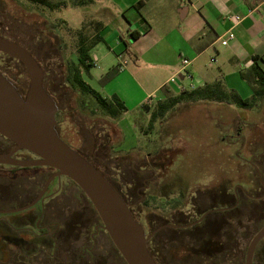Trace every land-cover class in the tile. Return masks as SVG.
<instances>
[{"label": "rangeland", "instance_id": "obj_1", "mask_svg": "<svg viewBox=\"0 0 264 264\" xmlns=\"http://www.w3.org/2000/svg\"><path fill=\"white\" fill-rule=\"evenodd\" d=\"M151 1L153 9L148 15V20H154L160 11L165 19L169 11L168 4ZM47 2L50 7L27 0H0V22L28 25L3 27L25 38L34 55L42 58V65H48V69L56 72L55 85L50 88V92L54 96L56 107L66 108L61 116L56 115V120L62 129L61 136L68 145L76 151L85 152L87 145L84 144L86 137L82 134V124L88 132L101 129L109 137L110 151L102 161L103 169L109 172L118 191L134 205L135 216L131 213L141 224L146 235L164 223H177V219H180L175 217L177 211L186 212L191 209L193 198L198 191L211 193L222 187L232 191L234 187L239 189L237 185L247 186L252 183L260 188L257 170L264 179V98L255 107L248 109L215 102L178 105L163 119L157 120L152 129L148 128L149 117L157 103L146 105L138 112L123 114L119 118L125 119L123 125H127L125 143L123 149H119L117 147L120 145L121 134L113 124L115 120L103 116L94 100L89 95L79 93L71 81L72 68L78 63L77 31L83 29L87 35L92 34L93 26L89 27V22L109 21L118 8L112 0ZM105 65H108V62L103 60L101 64L90 69L89 74L95 81L85 74L83 79L102 96L109 97L111 80L103 82L102 78L116 65L112 64L102 75L101 67ZM0 70L6 71L14 84L19 85V82L27 81L28 86L25 70L2 55ZM227 82L234 88L229 89L235 90L242 99L250 98L252 91L244 80L228 79ZM175 92L171 94L179 93ZM133 146H136L135 149H129ZM145 160L148 163L156 161L160 164L156 167L148 166ZM139 163L155 169V173L139 174V167L134 166ZM145 178L151 179L142 183ZM68 185L66 202L70 205L71 215L85 216L102 224L96 210L81 190L72 181ZM140 187L142 189L138 192ZM77 197L82 200L80 207L76 201ZM55 199L56 206L62 203L58 197ZM199 216L200 213H197L191 220ZM11 217L8 216L9 219ZM212 217L207 216L205 221ZM258 219L249 215L242 218L245 225L250 221V233L242 229L231 233L227 228L224 229L220 237L223 249L217 254L212 251L213 244L207 243L210 235L194 238L193 231L202 227L204 222L194 230H160L149 248L160 264H240V252L245 257L251 239L264 224V221ZM86 231L88 233L81 235L85 243L86 237L94 230L89 227ZM0 232L3 233L0 236V264H29L20 253L23 247L17 238L20 236L31 239V235L13 229ZM3 235H8L9 238L6 239ZM71 235L75 237L77 232L73 231ZM83 242L74 244L72 240V253L57 255L59 260H49L43 254H36L32 264H50L53 261L55 264H127L105 231L96 234L95 247L87 245L89 250L92 248V258L74 252L82 250L85 246L82 247ZM227 244L231 247L230 251L227 250ZM262 246L264 239L259 244L254 263L260 261L259 257L263 259L262 255L258 254ZM78 253L82 260L76 256Z\"/></svg>", "mask_w": 264, "mask_h": 264}, {"label": "crops", "instance_id": "obj_2", "mask_svg": "<svg viewBox=\"0 0 264 264\" xmlns=\"http://www.w3.org/2000/svg\"><path fill=\"white\" fill-rule=\"evenodd\" d=\"M112 1L118 8L116 14L101 21L102 42L89 54L94 66L108 62L101 67L102 75L112 64L118 68L108 94L123 101L127 108L124 114L140 111L148 105L149 97L151 104L160 102L166 95L163 89L179 91L169 81L181 75L182 59L189 60L186 71L192 75L191 81L178 78L183 88L216 79L233 88L228 79L240 80V72L253 64L254 57L264 70V0H156L157 4L166 2L169 11L165 19L160 11L152 21L148 20L151 0ZM232 14L245 19L233 26L226 18ZM229 29L234 39L222 46L219 38ZM125 121L118 118L113 123L121 134L119 149L125 143Z\"/></svg>", "mask_w": 264, "mask_h": 264}, {"label": "flooded vegetation", "instance_id": "obj_3", "mask_svg": "<svg viewBox=\"0 0 264 264\" xmlns=\"http://www.w3.org/2000/svg\"><path fill=\"white\" fill-rule=\"evenodd\" d=\"M3 26L28 25L25 23L15 24L0 22V38L18 43L33 56L43 71V86L55 102L54 96L52 92H50V88H54L56 72L52 71V69H48V65H42V58L40 56L34 55V53L28 47L29 43L25 42V38L10 32L7 27ZM28 41L32 40L28 39ZM0 55L15 65H19L23 71L25 70L24 66L16 59L1 52ZM24 74L27 77L26 70ZM0 75L5 77L7 81L16 87L21 95L25 94L27 90H25L27 87V81L19 82V85H16L10 81L6 71L0 70ZM65 109L66 108H64V106H57V111L55 113V129L59 137L65 143H67L61 136L62 129L56 120V115L65 113ZM81 127L82 134L86 137L84 144L87 145V148L85 152L78 151V153H80V155H82L87 161L93 164L118 191L114 185V180L111 178L109 172L103 169L104 165H102L103 159L108 156L110 151L109 137L101 129L98 131L94 130L93 132H88L83 124ZM14 148L15 144L0 135V154H8L12 152ZM11 158L18 160H33L36 157L28 151L20 150L11 155ZM144 162L148 166L153 167H156L157 164H160L156 161L148 163V161L145 160ZM147 165H144V163H139L136 165L134 164L135 167H139L137 172L141 175H152L155 173V169H150L149 167L147 168ZM257 172L258 182L260 184V188H262V193H260V188L256 187L253 183L247 186L237 185L239 189L234 187L232 191L227 190L226 187H222L217 192L211 193L208 191H198L195 196L193 195L194 202L191 209L187 210L186 212L177 211L178 213H176L175 217L180 218L177 219V223L172 224L167 222L161 226H158L157 229L163 226L179 225L187 227H163L160 230L170 229L172 231H177L182 228L194 230L197 225L204 222L202 227H199L197 230L195 229L193 231L195 232L193 234L194 238L196 237L199 239L204 238L205 235H210L209 237L211 238L208 239L207 243L211 245L213 244L212 251L214 254L219 253L223 249V244L220 237L222 236V231L224 229L227 228V231H230L231 233L235 232L236 229H242L244 232L250 233L252 231L251 226H248L250 221H248L246 225L242 221V218L247 215L254 216L259 218L260 221H264V179L262 178L260 171L257 170ZM55 173V170L47 167H13L0 164V230L6 232L8 229H13L31 235V239H25L20 236L17 238L19 244L23 247L20 253L24 256L25 260L27 259L28 262H30L29 264L34 262L36 254H43L49 260H55V258L56 260H59L56 256H59L62 253L71 254L73 251L71 241L74 240V244L83 242L81 235L88 233L86 229L89 227L94 231L89 233V235L86 237V243L83 242L82 247L83 245L85 246L82 248V250H75L74 252L77 251L81 255H87L88 257L92 258V248L89 250L87 245L91 244L95 247L96 234L99 231H105L102 227V224H98L95 220H89L85 216L78 217L71 215L70 205H68V202H66V194H68L69 191L68 183L71 180L64 176L57 177ZM147 179L151 178H145L142 183H145ZM141 189L142 187L138 188V192ZM183 193L184 192L181 194L183 195ZM119 194L129 207V210L133 212V215L135 216L133 211L134 205L130 204L127 198L124 197L120 192ZM55 197H58L59 200L62 201V203H60L58 206L55 205ZM76 201L78 202L79 207L82 206L81 199L77 197ZM17 209L23 210L18 212L4 213ZM197 213H200V216L195 220H191L194 219ZM9 215L12 216L11 219L8 218ZM210 215L213 217L205 221L206 217ZM263 227L264 224L258 231H256V234ZM157 229L150 233V235H153L151 236L148 243H151L157 232L160 231H156ZM73 231L77 232L75 237H72L71 235ZM2 234L3 233L0 232V236H2ZM3 237L6 239L9 238L8 235H3ZM263 239L264 237L257 243L255 247L251 264H264V246H262L261 250L258 252L259 255H262L263 259L259 257L260 261L254 263V256L257 254L259 244ZM2 247L4 248L5 246ZM227 250H231V247L228 244ZM79 253L76 256L79 260H82V257L79 256ZM245 260L246 255L243 257L240 252V264H245ZM18 264L25 263L18 262ZM50 264H55V262L53 261V263Z\"/></svg>", "mask_w": 264, "mask_h": 264}, {"label": "water", "instance_id": "obj_4", "mask_svg": "<svg viewBox=\"0 0 264 264\" xmlns=\"http://www.w3.org/2000/svg\"><path fill=\"white\" fill-rule=\"evenodd\" d=\"M0 52L20 62L28 79L27 90L21 95L16 87L0 75V135L15 144L12 152L0 154V164L47 167L55 170L57 177L68 178L92 204L103 229L127 264H157L148 250V242L153 234L146 235L106 177L59 137L55 129L57 107L43 86V71L37 61L21 45L3 38H0ZM20 150L28 151L36 158H11ZM263 237L264 227L249 243L245 264H251L255 247Z\"/></svg>", "mask_w": 264, "mask_h": 264}, {"label": "trees", "instance_id": "obj_5", "mask_svg": "<svg viewBox=\"0 0 264 264\" xmlns=\"http://www.w3.org/2000/svg\"><path fill=\"white\" fill-rule=\"evenodd\" d=\"M27 1L31 3L49 5L50 7V4L47 2V0ZM92 26L93 33L90 35L84 33L83 29L77 31L76 56L78 63L72 68L71 81L74 88L79 93L89 95L94 100L98 107V111L103 116L116 120L127 112V108L123 101L115 94L110 95L109 97L102 96L83 79V74L89 75L90 69L94 66L89 54L90 51L97 44L102 42L100 31L103 28V23L90 21L89 27ZM258 59V57H254L253 64L245 71L240 72L241 79L244 80L251 88L252 94L250 98L242 99L235 90L226 87L223 79H216L211 83H206L203 86H199L194 89H183L175 95L168 92V90L166 91L163 89V91L166 92L165 98L158 102L154 110L151 111L148 128L152 129L153 124L157 120L163 119L170 110L177 107L178 105L186 103L215 102L235 105L237 107L246 109L255 107L256 104L264 98V70L258 63ZM117 72V67L112 68V70L102 78V81L104 82L111 80ZM120 141L121 139L119 142ZM149 246L150 243H148V248ZM148 250L150 251V248ZM151 255L153 256L156 263L160 264L152 253Z\"/></svg>", "mask_w": 264, "mask_h": 264}, {"label": "built area", "instance_id": "obj_6", "mask_svg": "<svg viewBox=\"0 0 264 264\" xmlns=\"http://www.w3.org/2000/svg\"><path fill=\"white\" fill-rule=\"evenodd\" d=\"M226 18H227V20L232 22L233 26H235V25H238L239 23H241L245 19V16L240 15V14H232V15H228ZM233 39H234V33L232 32V29L227 30L225 32V34L219 38L220 44L222 46L227 45V43ZM212 61H213V59H212ZM188 64H189V60L182 59V61H181V65H182L181 75L180 74L175 75L169 81L171 84H174L178 88L179 91H181L183 89H194V88H196V86H194L193 84H190L187 88H183L182 85H180V83L178 82V78H181L183 76L187 80H190V81L192 80L191 73L186 71V67ZM151 102H152V97H149L147 104L150 105Z\"/></svg>", "mask_w": 264, "mask_h": 264}]
</instances>
